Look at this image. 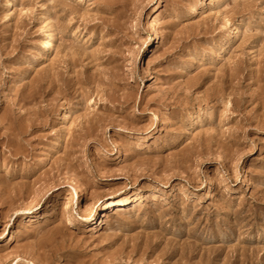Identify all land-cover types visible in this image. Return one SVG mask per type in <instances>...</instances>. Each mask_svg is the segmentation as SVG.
Masks as SVG:
<instances>
[{
    "label": "rangeland",
    "instance_id": "rangeland-1",
    "mask_svg": "<svg viewBox=\"0 0 264 264\" xmlns=\"http://www.w3.org/2000/svg\"><path fill=\"white\" fill-rule=\"evenodd\" d=\"M33 256L264 264V0H0V264Z\"/></svg>",
    "mask_w": 264,
    "mask_h": 264
},
{
    "label": "bare ground",
    "instance_id": "bare-ground-1",
    "mask_svg": "<svg viewBox=\"0 0 264 264\" xmlns=\"http://www.w3.org/2000/svg\"><path fill=\"white\" fill-rule=\"evenodd\" d=\"M50 37V36H49ZM51 38V37H50ZM48 39V38H47ZM44 40V39H43ZM46 42V41H45ZM48 42H49V40H48ZM47 42V43H48ZM46 43V44H47ZM44 52V51H43ZM45 53V52H44ZM42 56L43 55H39L38 56V58L40 59V58H42ZM137 198V197H136ZM135 199V196L133 197V198H131V197H126V198H124V199H122V200H120V201H118V203L119 204H122V206L124 205V204H127L128 202H130V201H133ZM110 202V201H109ZM115 204H117V202L115 201V200H112L109 204L108 203H106V206L105 207H109V206H112V205H115ZM118 209V208H117ZM17 212H19V211H17ZM69 217H67V220H66V224L69 222V219H68ZM19 232L17 231V229L13 232V235L11 236V238H13V236H16L17 234H18ZM135 247V246H134ZM137 248V247H136ZM134 249V248H133ZM26 254V253H25ZM32 255V254H31ZM29 256V255H28ZM25 257V256H24ZM27 257V256H26ZM34 257V256H33ZM28 258V257H27ZM29 259H31V258H29ZM33 260V264H41V262L39 261V259H37V258H33L32 259Z\"/></svg>",
    "mask_w": 264,
    "mask_h": 264
}]
</instances>
